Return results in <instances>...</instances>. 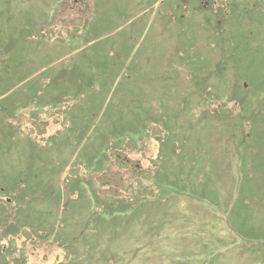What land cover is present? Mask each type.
<instances>
[{
    "label": "rangeland",
    "instance_id": "374dc122",
    "mask_svg": "<svg viewBox=\"0 0 264 264\" xmlns=\"http://www.w3.org/2000/svg\"><path fill=\"white\" fill-rule=\"evenodd\" d=\"M102 1L106 14L100 19L102 11L96 3ZM199 1L0 0V44L9 36L17 39L22 30L27 38L12 44L23 52L13 59V65L19 64L11 75L17 79V89L0 97V102L7 98L5 105L15 110L10 119L0 113V130L10 122L15 133L0 145V187L17 184V177L30 182L20 207L4 205L7 198L0 194V264H202L203 260L264 264V250L237 237L221 214L236 199L235 227L247 234L253 228L264 232V5L243 14L238 10L225 20L227 1L221 0L224 8H218L220 1L212 6L208 0V12L196 10ZM139 32L144 36L136 44ZM126 45L127 58L112 59ZM100 50L110 56L108 81L114 82L105 85L100 96L108 88L111 95L101 101L102 112H96V99L90 100L94 107L85 106L83 99L77 107L69 94H74L78 74L89 75L85 69ZM6 69L11 71L13 66ZM121 73L129 78L121 79ZM190 74L198 91L190 87ZM23 80L25 85L19 83ZM204 80L202 100L195 94L204 90ZM35 91L46 103L61 99V104L41 109L29 102L23 108L21 103ZM131 101L139 102L134 106ZM134 113L144 120L157 118L155 128L142 141L124 137L110 143L113 135L107 123L116 122L112 130L121 124L131 127ZM164 124L170 126L171 135L159 176L169 184L177 180L180 194L158 190L162 182L154 177L162 156L156 137L163 134ZM80 128L86 132L80 146L93 144L97 151L106 144L102 169L74 166L80 163L75 155ZM70 129L77 131L68 142L40 154L45 170L40 160L31 159V172L41 176L22 171L27 166L28 140L41 149L49 138L61 139V133ZM233 142L243 147L239 158L246 180L237 177L240 167ZM53 164L59 165L54 173ZM201 173L213 184L205 205L198 204L190 190L196 188ZM77 177L84 196L78 198L76 192L69 198L66 189L74 186ZM42 182L47 188H40ZM90 182L99 203L113 201L116 208L130 204L131 217L112 225L100 209L97 216L106 223L88 229L89 201L95 210L84 185ZM50 186L60 194L57 204L40 201L41 191ZM237 188L241 194L236 195ZM144 196L147 203L140 208Z\"/></svg>",
    "mask_w": 264,
    "mask_h": 264
},
{
    "label": "trees",
    "instance_id": "16d2710c",
    "mask_svg": "<svg viewBox=\"0 0 264 264\" xmlns=\"http://www.w3.org/2000/svg\"><path fill=\"white\" fill-rule=\"evenodd\" d=\"M99 3L96 4V8L99 7L100 9L101 8L106 9L105 4L103 2H99ZM141 6H142V3H141ZM141 6H140V8H141ZM83 31L86 32L85 26L83 28ZM24 33H25V31L22 30L19 33L20 36L17 39L13 40L12 37L9 36L8 38H5V44H0V53L3 55V56H1V54H0V59H2L0 62V84L2 82V79H4L3 80L4 86H0V97H6L10 92H12V90L17 89V86H18L17 79H13L11 77V75H13V72H16V68L19 64L13 65V59L16 57V55L23 54V52L21 51L22 49H19V48L15 49L12 46V44L14 41L24 42L23 41L25 39ZM0 43H1V38H0ZM24 48H26V46H24ZM127 52H128V49H127V45H126L125 51L122 49L119 51V53L115 52V55L112 56V59H119V60L125 59L127 56L126 55ZM97 54H98V56H92L91 57L92 62H90V66L86 67V69H85L86 71L88 70L90 72L89 75L88 74L86 75L85 71H84V74H81V75H83L82 77H80L79 74L77 75L78 82L75 83L76 89L74 90V94L75 93L76 94L75 95L72 94L71 99H72L74 105L77 107H80L78 102L81 99H83V101L85 102V106L94 107L95 104L90 100L96 99V102H97L96 110L98 112H101L102 109L99 107V105H100L101 101H106L105 99H107L106 95L108 94V92L105 96H100V95L105 94V85L107 83H109V85L111 86V84H112L111 82L113 80L108 81L109 75H110V74H108L109 73L108 70L110 68L108 69L106 66V64H108V61H106V59H109L110 56L106 53H103L101 50L98 51ZM10 65L13 66V69L11 71L6 69ZM2 68H3V70H1ZM19 83H21L22 85L26 84V82L24 80L19 82ZM54 84H57V83H54ZM26 87L30 88L31 84H29L28 86L26 85ZM106 90L109 91V89H106ZM32 94H33V96H31V94L27 96V99L30 98V100L26 99L25 102L21 103V106L23 108H27L29 102H30V105H32L31 103H33L34 105H36L38 108H41V109L47 108L48 106H50L52 108L58 107L61 104V100L52 101L51 104L50 103L48 104L45 102L44 96H39L36 93V91L34 93L32 92ZM34 95L37 96L36 99H33ZM67 96L68 95H66L65 98H67ZM5 99H6L5 102H7L8 99L7 98H5ZM5 102H0V113L5 114V116L8 119H10V118L14 117L15 110L13 108L6 106ZM70 108L71 107L68 106V107H66V110L70 109ZM263 110H264V108H263ZM80 114H86V112H83L80 110ZM88 127H89V125H88ZM88 127H87V129H88ZM6 128H4V132H1V130H0V145H2L3 142H7L8 138H12V136L15 134V133H13L14 129H13L12 124L10 122L7 124ZM76 131H77V129H72V130L70 129L69 131H67L65 133H61L62 135H64L63 138H61V139H55L54 137L49 138L46 141V145L41 149H39L35 145L34 142H32L31 140H28L27 141V143H28L27 149L29 152L28 154L31 156V158H36L37 160H41V157H40L41 153H43V154H46L47 152L51 153L50 151H52L53 149H55L57 147H60L59 144L61 142H64V143L68 142L70 140V136H73V134ZM82 132L84 133L83 135H82ZM111 132H112L113 137L116 138L117 131L112 130ZM85 135H86V132H84V129L80 128L78 133L75 136L76 137L75 142H76V144H78V146L76 147L77 151L75 152V155L78 156L77 159H79V161L78 160L77 161L80 163L74 164V166L77 167L78 165H80L84 169L90 168V169H93V171L102 169V167H100L101 166L100 164L102 162V159L106 158V144H104V145L101 144V148L99 147L97 151L94 149L93 144L87 145V146H80L82 143L81 140L84 139ZM122 136H123V138L125 137L124 135H122ZM77 138L80 141L77 142L76 141ZM112 142L114 143V142H116V140L110 139V143H112ZM104 143H107V142H104ZM73 154H74V152H73ZM256 157H257V155H254L253 159ZM247 158H248V156L245 155L244 159H247ZM240 160L242 161V158ZM41 163H43V165H44V167L41 169L45 170V167L47 166L46 163L43 160H41ZM162 165L163 164H160V167ZM250 166H252V162L250 163ZM58 168H59V165H56V167H55V164H53V166H52L53 173ZM27 170H30V164H27L26 171ZM141 174L142 173H140L139 175H141ZM35 176H41V175H39L36 172ZM79 179H80L79 177L75 178L74 182L75 181L76 182H75L74 186H71L69 188L67 187L66 194L69 196V198H70L71 194H76V192H78V198H82L84 196V191L82 190V186L79 184V182H80ZM155 179H156V176H155ZM160 180L162 183H158L157 188H160V190H162L163 187H168L166 185V184H168L167 183L168 180L166 178L165 179L160 178ZM184 180L185 179H183V181ZM17 181H18L17 184L16 183L15 184H7V185L1 186V188L4 189L7 187H12V190L14 191L15 188H19L20 185L23 186L22 182H24L25 180L19 179V177H17ZM205 181L206 180L199 181L197 183V186H195L197 189L196 188L194 189L193 187H192V189H190L192 192L191 197H195L201 203L208 202L209 199H208L207 191H209L213 185L210 181V178H208L207 182H205ZM50 182L52 183V181H50ZM24 183L28 184V182H24ZM45 183L46 182H44V183L42 182V186L40 188H43L45 186ZM84 185H86V188L90 191V196L94 200V204H95V210L92 211L91 202L89 201V211L88 212H90V213H89V219H88L87 225H86V227L88 226V229L91 227L97 229V223L98 222L101 223V225L106 223L107 220H104L105 218H99L97 216L100 209H101L102 213L104 212V213H107L109 215V219H110V222L112 223V225L118 224L119 221L124 220V217H128L129 212L131 211L129 204L120 206V208H118V206H117V208H116L115 203L113 201H111L109 203H106V202L105 203H99L100 198H99L92 182H90L89 186H88V183L84 184ZM170 185H174L175 187H178L177 180L170 183L169 186ZM45 187L47 188V186H45ZM14 192H16V191H14ZM41 192L42 193H40L41 194L40 199H42V200L47 199L48 201H52L56 204L60 200L59 199L60 194H58L57 191L52 190L51 186L48 188V190H44ZM67 200H68V197H67ZM237 209L238 208H235L233 214H231V215H233V221H232L233 224H231L233 227H235V225H236L234 219L236 217ZM93 219H94V222L92 225ZM0 227H1V224H0ZM9 228H11V227H9ZM239 232L242 235L245 233V231H243V229H239Z\"/></svg>",
    "mask_w": 264,
    "mask_h": 264
}]
</instances>
